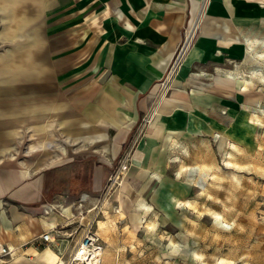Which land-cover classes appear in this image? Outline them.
<instances>
[{
  "label": "crops",
  "instance_id": "0c3cea01",
  "mask_svg": "<svg viewBox=\"0 0 264 264\" xmlns=\"http://www.w3.org/2000/svg\"><path fill=\"white\" fill-rule=\"evenodd\" d=\"M257 106L264 0H0L5 264H66L143 117L130 168L145 178L166 138L239 143Z\"/></svg>",
  "mask_w": 264,
  "mask_h": 264
},
{
  "label": "rangeland",
  "instance_id": "374dc122",
  "mask_svg": "<svg viewBox=\"0 0 264 264\" xmlns=\"http://www.w3.org/2000/svg\"><path fill=\"white\" fill-rule=\"evenodd\" d=\"M254 110L235 146L227 133L218 142L166 138L159 170L135 177L131 158L105 194L113 166L94 191L106 264H264V106Z\"/></svg>",
  "mask_w": 264,
  "mask_h": 264
},
{
  "label": "built area",
  "instance_id": "2783aa9c",
  "mask_svg": "<svg viewBox=\"0 0 264 264\" xmlns=\"http://www.w3.org/2000/svg\"><path fill=\"white\" fill-rule=\"evenodd\" d=\"M182 49L183 45L178 49L172 58L166 70V78L171 76L175 71L182 54ZM148 122L149 117H143L141 122L137 125L134 134L127 140L119 161L117 162L111 174L107 177V184L104 185L105 194L111 190L115 183L119 182L118 179L128 170L131 163L133 150L140 138L143 136L144 128ZM94 221L95 219L93 217L87 220L85 223L81 236L75 244L66 264H98L100 262L103 247L99 237L93 229ZM41 238L47 241L50 238V234L48 232H44L41 234ZM7 254H11V249L0 242V260L2 256Z\"/></svg>",
  "mask_w": 264,
  "mask_h": 264
},
{
  "label": "bare ground",
  "instance_id": "6f19581e",
  "mask_svg": "<svg viewBox=\"0 0 264 264\" xmlns=\"http://www.w3.org/2000/svg\"><path fill=\"white\" fill-rule=\"evenodd\" d=\"M194 29V28H193ZM190 30V29H189ZM189 37V36H188ZM256 48V47H255ZM262 56H263V54H262ZM236 73V72H235ZM239 75V74H238ZM250 79V78H249ZM223 136V135H222ZM231 145H233V146H235V143L234 142H231L230 143Z\"/></svg>",
  "mask_w": 264,
  "mask_h": 264
}]
</instances>
